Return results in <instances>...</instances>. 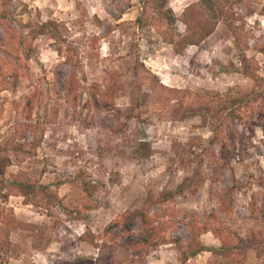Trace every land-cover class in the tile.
<instances>
[{
	"label": "rangeland",
	"instance_id": "rangeland-1",
	"mask_svg": "<svg viewBox=\"0 0 264 264\" xmlns=\"http://www.w3.org/2000/svg\"><path fill=\"white\" fill-rule=\"evenodd\" d=\"M193 1L167 0L176 15ZM2 8L22 48L15 39L18 59L0 51V148L12 161L0 175L1 191L10 193L0 198V264H180L187 220L203 221L212 210L246 245V262L264 264V221L248 209L261 205L264 192L258 184L264 126L255 123L250 133L242 121L228 122L236 148L215 145L212 151L211 119L189 106L197 94L253 84L238 72L240 49L222 20L200 45L175 54L153 28L137 26L139 0H0ZM235 11L243 17L246 54L264 71V55L256 50L264 44V0H241ZM42 23L57 38L46 33L30 40L29 31ZM177 30H184L179 22ZM0 40H7L1 27ZM65 47L78 61L82 101L76 108L63 88L71 69ZM13 66L21 71L16 80L9 74ZM94 83L105 97L112 88V106L87 104ZM28 98L31 128L23 140L15 131L26 123ZM16 139L22 150L13 147ZM38 184L55 190L59 200L51 202L47 191L37 206L24 203V185ZM83 184L94 188L91 195ZM226 186L234 187L229 212L218 202ZM168 191L173 197L163 199ZM142 207L173 242L144 255L120 244L103 262L108 251L81 240L85 232L102 233L116 214ZM132 231L140 234L138 223ZM200 239L220 244L211 232ZM224 262L203 250L184 264Z\"/></svg>",
	"mask_w": 264,
	"mask_h": 264
},
{
	"label": "trees",
	"instance_id": "trees-1",
	"mask_svg": "<svg viewBox=\"0 0 264 264\" xmlns=\"http://www.w3.org/2000/svg\"><path fill=\"white\" fill-rule=\"evenodd\" d=\"M240 1L195 0L185 5L180 14L176 15L170 5H168L167 0H139L140 9L136 17L137 26L140 28H153L163 42L171 45L175 54L182 53L187 46L200 45L213 33L216 19H220L225 23L235 44L240 49L238 72L252 81L253 84L251 86L243 87L235 84L227 87L222 92L210 91L204 95H196L190 89H185L186 93L193 96L196 95L194 102L189 105L191 106L192 114L207 115L212 121L211 135L208 139V144L212 151L215 145H218L220 149L225 146L231 150L236 148L238 138L234 134L232 125L228 128V122L242 121L250 133L254 132L255 123L264 126V71H260L259 63L246 54L245 47L247 45L246 43L242 45V41H240L244 29V21L243 17L239 16L235 11ZM178 22L184 27L182 33L177 30ZM0 27L7 37L5 41L0 40V51L11 58L18 59L17 53H14L16 47L13 46V41L17 39L19 47L22 48V41L19 39L20 33L18 36L16 30L11 26L10 14L5 8L0 10ZM29 32L30 40L46 33L50 34L52 38H57L56 33L49 29L46 23L39 24L37 28L31 29ZM5 44L7 47H4ZM63 49L64 47L59 46L56 50L61 55L63 54ZM256 50L264 55V44L257 46ZM65 51V60L70 64L71 69L63 88L66 98L76 108L82 101V92H78V83L74 75V69L78 61L76 58L74 59L69 47H65ZM10 72L11 77L16 80L21 73L20 67L13 66ZM92 86L93 88L89 93L90 97L86 99L87 104L92 102L98 109L113 105L112 88H107L110 91L105 97L103 95L106 92H101L97 83ZM26 106L28 109L25 117L26 123L15 131L18 134L15 133L17 138L23 140L26 138V131L31 128L29 119L32 112V99H27ZM225 127L229 129V132L225 131ZM18 139L15 140L13 147L22 150L23 145L17 141ZM11 162V158L2 154V149L0 148V175ZM258 184L261 187L264 186V176L259 177ZM23 188L25 189L22 193L24 203L37 206L40 201H37L36 198H45L47 191L49 194L48 199L51 202L59 200L57 192L46 188L44 185L38 184L29 187L24 185ZM80 188L88 195H91L94 189L85 184L80 185ZM233 188V186H226L218 195L219 209L221 211L229 212L231 210L233 204L231 191ZM9 194L8 191L2 192L0 188L2 201H6ZM173 194L174 192L168 191L163 199L171 198ZM248 209L254 220L264 221V192L261 196V205L257 207L250 203ZM136 223L139 224L140 234L132 231ZM186 225L188 226L189 238L181 249L182 258L180 264H184L190 256L203 250L220 255L225 264H248L246 262V245L242 242L239 244L232 231L222 227L216 211H210L203 221L198 218L188 219ZM206 232H211L219 240L220 244L218 247L206 246L202 243L200 236ZM80 238L84 242L98 248L99 251L104 249L108 251L107 255L102 256L103 262H107L106 258L110 259L117 245L120 244L136 251L138 254L144 255L152 248L173 242L172 239L166 238V229L163 224L150 215L149 211L143 207L118 213L103 227L102 233L85 232ZM174 242L176 241L174 240Z\"/></svg>",
	"mask_w": 264,
	"mask_h": 264
}]
</instances>
